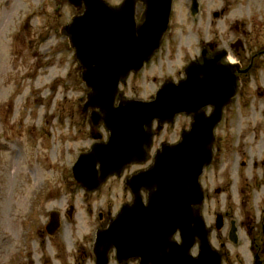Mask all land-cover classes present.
Here are the masks:
<instances>
[{
    "label": "rangeland",
    "instance_id": "rangeland-1",
    "mask_svg": "<svg viewBox=\"0 0 264 264\" xmlns=\"http://www.w3.org/2000/svg\"><path fill=\"white\" fill-rule=\"evenodd\" d=\"M203 4L194 20L186 0H175L164 46L142 72L120 84L126 97L151 100L165 81L183 78L184 67L200 55L201 41L213 39L230 50L229 42L242 39L247 49L239 48L240 58L230 51L229 58L240 60L243 68L264 50V0ZM221 5L224 16L213 19ZM141 10L139 5L137 13ZM75 13L67 0H0V264H94L96 230L132 201L125 178L147 167L162 143L177 142L188 128L183 115L159 131L154 127L148 160L130 165L94 192L75 183L71 168L78 155L106 138L82 111L87 89L60 32ZM235 23L249 34L235 29ZM223 115L215 130L214 160L201 178L202 214L222 264H254L251 244L258 243L264 224V181L252 166L264 153V53L241 76L238 95ZM51 211H59L61 219L54 235L45 230ZM217 213L226 221L220 230L214 228ZM231 219L238 227L236 243L228 238ZM109 264L118 263L112 258Z\"/></svg>",
    "mask_w": 264,
    "mask_h": 264
},
{
    "label": "water",
    "instance_id": "water-1",
    "mask_svg": "<svg viewBox=\"0 0 264 264\" xmlns=\"http://www.w3.org/2000/svg\"><path fill=\"white\" fill-rule=\"evenodd\" d=\"M68 2L76 13L60 32L74 49L88 88L82 110L90 109V122L103 124L109 133L106 141L94 142L73 164L72 175L80 186L94 191L110 175H121L125 166L146 161L145 147L151 146L155 119L159 130L178 113L192 117L190 128L176 143H162L152 164L125 180L133 200L106 227L97 229L95 263L108 264L109 252L115 249L118 262L140 257V264H221L200 213L199 179L212 159L214 129L222 109L236 93L239 65L221 63L225 52L212 56L203 52L201 61L184 68V79L165 82L152 100L126 98L118 90L119 82L139 71L159 48L172 0H123L117 6L106 0ZM137 2L144 6L138 21ZM208 105L213 106L209 115ZM142 188L147 191L145 203ZM58 224V212L53 211L47 230L54 232ZM220 224L219 216L217 227ZM176 232L180 243L172 239ZM197 240L198 253L193 256L191 248Z\"/></svg>",
    "mask_w": 264,
    "mask_h": 264
},
{
    "label": "flooded vegetation",
    "instance_id": "flooded-vegetation-1",
    "mask_svg": "<svg viewBox=\"0 0 264 264\" xmlns=\"http://www.w3.org/2000/svg\"><path fill=\"white\" fill-rule=\"evenodd\" d=\"M174 2H175V0H174ZM203 2H204V0H186L187 8L189 9L190 13L192 14L191 15L192 19L195 20L197 18V15L200 13V9L204 5ZM139 5L140 4H138V6ZM140 7H141V5H140ZM222 7L223 6L221 5L219 10L212 12L213 19H216V17H217V19L218 18H222L224 16V10H223ZM234 28L237 29V30L242 31L243 35H248L249 34L243 28H241L237 23H235ZM169 29H170V26H169ZM169 29H168V31H169ZM241 40L237 39L235 42H229L228 43L230 50L226 49L227 50V55L224 56L223 61H229V60L231 61V59L229 58L230 57V53H231L230 51H232L237 58H240L239 55L241 54V52H240L239 48L241 47V49L243 51L247 49L245 44ZM164 44H165V38H163V40H162L161 49L164 46ZM202 50H204L206 52V54L209 55V56H212V55H215V54L220 55L221 53L224 52L223 49H220V43L214 41L213 39H207L206 41H201V50H200V52ZM262 53H264V50H260L259 52H257V53L252 55L251 60H250V67L247 66V67L243 68L241 63H240V60H233L232 63H238L240 65L239 69L236 70V75L238 76V79H237V82H238L237 95H238V91L240 90V87H241V76L245 72H247V70L250 69L252 66H255V58H257ZM198 58H196V59H198ZM206 111H207V113H209L211 111V107H208L206 109ZM187 118H188V126H189L190 117H187ZM223 120H224V115H222V120H221V122L219 123L218 126H220V124L223 123ZM215 141H216V139H215ZM215 152H216V150H215V143H214V154H215ZM214 154H213L212 161L214 160ZM241 164L244 165L245 161L242 160ZM211 165H212V163H211ZM252 166H253V168H258L260 170L262 179L264 181V153L262 155V158L259 161H253ZM257 180L258 179H255L254 184L258 183ZM216 191H217V193L221 192L219 188ZM221 217H222L221 218V220H222V228H224L225 227V223H226L225 217H224L223 214H222ZM98 218L99 219H103L104 218L103 214L100 213L98 215ZM233 226H236V229L238 228L237 225H236V221L234 219H231L229 221V230H228V238L229 239H230V229ZM255 226L256 225L254 224V227ZM250 231H252V227L249 228V232ZM259 231H260L259 232V236H257L258 237V243L257 244L252 243L251 244V250L253 251L252 255L254 256V258L257 257L258 264H264V224L260 227ZM250 240L252 242V240H254L253 237H250ZM222 246H223V244H221V247ZM222 257H223V254H222Z\"/></svg>",
    "mask_w": 264,
    "mask_h": 264
}]
</instances>
